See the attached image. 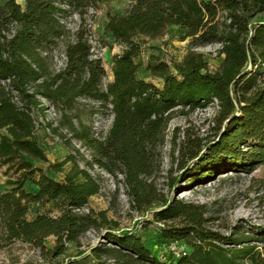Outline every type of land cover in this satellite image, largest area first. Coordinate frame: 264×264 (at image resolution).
<instances>
[{
    "label": "trees",
    "instance_id": "1",
    "mask_svg": "<svg viewBox=\"0 0 264 264\" xmlns=\"http://www.w3.org/2000/svg\"><path fill=\"white\" fill-rule=\"evenodd\" d=\"M91 7L98 8L99 0H25L24 5L0 0V164L17 175L0 187V254L21 241L39 248L49 264H86L88 255L104 264H264V252L237 248L233 234L207 226L206 204L166 195L148 180L154 172L151 147L163 140L175 107H204L215 98L213 138L184 130L173 149L178 168L202 179L264 164V0H131L124 14H107L106 31L126 47L114 55V77L106 85L102 60L90 58L86 15ZM72 11L81 17L76 31L58 17ZM170 26L184 30L186 54L172 63L154 56L145 64L150 77L139 76L144 65L136 60L142 52L139 38L162 36ZM61 38L67 61L56 71L53 56L41 51ZM216 43L222 44L218 52L224 59L211 70L198 48ZM6 79L9 88L2 83ZM13 90L22 106L14 102ZM39 96L65 110L78 98L112 105L114 119L104 139L85 126L69 125L93 150V161L124 175L132 207L152 219L144 218L141 228L120 227L107 210L74 211L90 203L101 185L73 155L54 163L48 159L32 115L33 104L44 109ZM34 208L37 213L29 218ZM148 228L153 231L145 238ZM92 229L105 241L84 242ZM51 236L53 246L47 245ZM172 242L185 245V252L177 256L168 250L162 258L163 246Z\"/></svg>",
    "mask_w": 264,
    "mask_h": 264
},
{
    "label": "rangeland",
    "instance_id": "2",
    "mask_svg": "<svg viewBox=\"0 0 264 264\" xmlns=\"http://www.w3.org/2000/svg\"><path fill=\"white\" fill-rule=\"evenodd\" d=\"M19 1L23 2V0ZM130 2L131 0H99V7L95 8L97 14L94 31L101 43L108 47L106 68L110 79H113L114 75L109 62L114 58L116 41L105 29L107 14H124ZM64 16L71 30L75 26V20L71 18L73 11ZM89 18L90 16L87 15L86 19ZM183 34L182 28L170 26L162 36L139 38L142 41V52L136 60L144 64L139 70V76L150 77L145 64L154 56H159L169 63L180 61L188 49V41L182 40ZM63 43L61 38L53 47L60 50ZM218 49L216 44L198 48L199 51L204 52L211 70H216L224 59V55H220ZM55 64H58L56 59L54 70L57 68ZM32 107L37 124V135L48 159L54 163L73 155L80 166L86 168L95 157V153L74 133L69 121L76 129L85 126L90 134L101 136L112 121V113L106 109L110 108V104L102 106L95 100L78 98L69 110L50 101L46 104L45 110L34 104ZM215 113L216 107L212 102L204 107L184 108L180 105L175 107L174 114L164 131L163 140L151 147L154 153L151 158L154 172L148 180L155 184L158 191L166 195L206 204L207 216L211 218L207 226L224 234H233L234 238L239 240L235 243L237 248L255 246V250L264 252V164L256 166L251 172L225 171L211 176L207 174L202 179L193 178L197 175H191L185 170L181 171L176 165L175 157L178 156V152L174 154L173 149L183 139L184 130L190 129L201 136L213 138ZM46 126L53 134L62 138V141H56L53 134L49 135ZM32 161L44 168L48 166V163L41 159L33 158ZM70 164H67V168ZM108 172L112 176L101 180V192L90 198V208L96 211L107 210L108 216L118 221L120 227H133L140 220L141 213L138 214L133 209L124 183L121 181L122 176L109 170ZM49 173L57 179L64 177L61 172L49 171ZM16 176L13 170L7 171V165L0 164V180ZM173 178H176L174 187H172ZM31 187L32 185L29 186ZM47 207L51 208L52 204H48ZM152 231L153 228H148L143 233L145 238L150 236ZM95 237L97 238V235ZM53 239V236L49 237L47 245L52 244ZM85 242L88 241L85 239ZM31 248L29 244L21 241L14 243L0 254V264H35V257L30 253ZM74 251L75 248L72 247L70 253ZM84 262L104 264L91 255L84 258Z\"/></svg>",
    "mask_w": 264,
    "mask_h": 264
},
{
    "label": "built area",
    "instance_id": "3",
    "mask_svg": "<svg viewBox=\"0 0 264 264\" xmlns=\"http://www.w3.org/2000/svg\"><path fill=\"white\" fill-rule=\"evenodd\" d=\"M65 8H68V6H64ZM97 9L91 7L89 9V13L87 15L90 16L89 19H86V25L89 27L90 31H89V34H88V41L91 45V55H90V58L91 59H101L102 62H103V66L106 70V75L104 76V85H106V83L112 79H110L108 77V74H107V66H106V62H107V58H106V55H107V49L108 47L107 46H104L101 41H100V38L96 35L95 31H94V23L96 22V14H97ZM62 15V17L60 16ZM65 14L61 13L59 14V19L60 21L65 24L67 26V28H69V24H68V21L66 20V17L64 16ZM86 15V16H87ZM71 18H74V23H75V26L71 29L72 31H76L79 26H80V23H81V17H80V14L78 12H73V16ZM70 29V28H69ZM217 47L220 49L222 47V44L221 43H216ZM125 45L124 44H121V43H118V42H115V48H114V54H117L119 52H121L123 49H125ZM218 49V50H219ZM42 55L43 56H48V55H52L53 56V59L57 60L58 64L56 65V71H59L61 70L62 68L65 67L66 65V61H67V56H66V53H65V50H64V46L60 49V50H57L55 49L54 47H52L51 50H42ZM109 63H111V65H113V61H110ZM2 83L4 85L7 86V88H9V83H10V79H6V80H3ZM29 91L32 92L33 91V88L29 86ZM13 94H14V97H13V100L14 102H16L19 106H22L23 105V102L22 100L20 99V96H19V93L17 90H13ZM40 98V101H41V106L44 108V110L46 109L45 106L46 104L49 103V100L43 96H39ZM215 107L217 108V103H218V100L217 98L214 99V102H212ZM111 113H112V121L114 119V113L112 111V105L110 104V108L108 109ZM32 115H33V112H32ZM112 121H111V124H112ZM35 124H36V120H35ZM110 124V126H111ZM110 126L108 127V129L106 130V132L103 134V135H98V134H94V136L96 138H99V139H104L108 133V130L110 128ZM36 128H37V124H36ZM46 130L48 131L49 135L53 134L51 131H50V128L48 126H46ZM54 136V139L56 141H62V138H60L58 135H55L53 134ZM82 141V140H81ZM89 171V173L100 183L101 185V180L104 179L105 177H111V173L108 172V170L102 166L101 164L91 160V164H88V166L85 168ZM120 174L122 176V182L124 183V175L120 172H117V175ZM124 186H125V191H126V185L124 183ZM100 192H101V188H100ZM127 194V193H126ZM128 196V194H127ZM129 198V196H128ZM130 201V199H129ZM131 203V201H130ZM132 205V203H131ZM134 209V208H133ZM136 210V209H135ZM74 211L77 212V213H86V212H89L90 211V205L89 203H86L82 206H79V207H76L74 208ZM37 213V208H34L28 215L29 218H32L36 215ZM136 213L140 214L139 211L136 210ZM141 217H140V220L138 221V223L136 224V226H138L139 228L142 227V224H143V220L144 218H147V219H152L153 216L151 213H144V214H140ZM158 225H163L162 222H157ZM95 235H97V238L95 237ZM85 239L90 242V244H93V243H97L99 240H102V241H105L103 238H101L99 236V232L95 229H92V230H89L85 237H84V242H85ZM87 242V243H88ZM108 245H112L111 243H108ZM32 248L30 250V253L35 257V264H49L48 262L46 263V259L44 258L41 250L39 248H36L32 245H30ZM164 250L161 252V257L162 258H165V252L168 251V250H172L177 256H180L183 252H185L186 250V247L185 245L183 244H179L178 242H172L170 243L169 245H164L163 246ZM109 261H112L111 259Z\"/></svg>",
    "mask_w": 264,
    "mask_h": 264
},
{
    "label": "crops",
    "instance_id": "4",
    "mask_svg": "<svg viewBox=\"0 0 264 264\" xmlns=\"http://www.w3.org/2000/svg\"><path fill=\"white\" fill-rule=\"evenodd\" d=\"M18 2L21 3L22 5L25 4V0H23V2H21V1L18 0ZM111 61H113V60H111ZM146 78H149V77H146ZM155 82H157V80H155ZM5 184H6V180H0V187L5 186ZM31 185L32 184H29V186H31ZM30 189L36 191V190H38V187L36 185H32V187ZM54 244H55V239H53V243L50 244L49 246H53Z\"/></svg>",
    "mask_w": 264,
    "mask_h": 264
},
{
    "label": "bare ground",
    "instance_id": "5",
    "mask_svg": "<svg viewBox=\"0 0 264 264\" xmlns=\"http://www.w3.org/2000/svg\"><path fill=\"white\" fill-rule=\"evenodd\" d=\"M186 193H188V192H186Z\"/></svg>",
    "mask_w": 264,
    "mask_h": 264
}]
</instances>
